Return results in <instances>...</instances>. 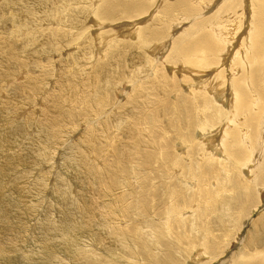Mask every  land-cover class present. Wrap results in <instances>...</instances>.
I'll use <instances>...</instances> for the list:
<instances>
[{
	"label": "rangeland",
	"instance_id": "1",
	"mask_svg": "<svg viewBox=\"0 0 264 264\" xmlns=\"http://www.w3.org/2000/svg\"><path fill=\"white\" fill-rule=\"evenodd\" d=\"M75 1L79 4L74 5L72 9H66L63 6L67 0H0V264H77L82 258L93 256L94 264H152L146 262L144 257L148 255V249L155 255L159 254L161 246L157 242L160 231L165 232L167 238H172V224L176 222L187 223L188 231L197 225L200 227L206 225L205 223L212 221L211 219L222 218V215L225 220L227 219L225 214H229L230 211L226 210L221 197L228 195L227 199H231L232 194L237 195V190H234L232 184L234 180L251 183L260 180L259 183L264 188V177L262 175L260 178L257 177L264 172L262 146L264 144L261 143L264 141V133L256 131L258 127H248L249 142L243 140V143L245 146L248 145L247 148L251 150L249 154L255 158L254 166L250 172L247 166L238 165L237 168L231 166L228 174L227 164L231 165L234 162L231 157L222 153L218 157L205 152L204 157L197 156L195 164L191 165L187 153L180 154L182 150H177L179 148L191 150L192 142L178 135L175 130L165 133L168 138L161 137L157 132L149 134L146 126L153 122L144 119L143 115L126 117V113L135 111L130 100H133L132 98L143 90L142 88H149L158 93V96L144 92L146 97L141 95L142 98L139 97L138 103L134 104H143L146 99L156 101L160 98L159 102L163 99L165 101L163 94L174 85L177 87L166 95L170 105L178 103L182 96L190 98L198 95L196 92H186L185 86L190 79L187 81L179 79L180 75L175 77L177 76L175 68L179 69L182 63H176L178 54L175 51V42L171 45V41L173 38H176L175 41L186 40L192 28L208 19L209 13L213 15L218 12L221 7L218 4L221 1L214 2L204 10L196 3L198 8L193 7L192 12L184 14L180 13L184 10L175 11L174 7L167 10L172 5H177V0H130L133 2H130L131 5L141 7L137 14L128 15L125 13L127 9H118L113 17L105 19L101 17L99 19L97 16L98 9L105 0ZM71 10L75 13L82 12L78 21L71 18ZM242 12L230 15L240 18V15L245 14L244 10ZM246 12L250 17V10ZM181 17L187 20L181 21ZM226 18H221L219 23L228 21ZM161 20L164 22L159 26L164 32L160 36L150 34L151 36L146 37L145 45L137 46L138 36L131 33L138 25L140 24V27L137 31H141L142 38H145L144 33L148 31V26L153 25L155 21V24H159ZM249 21L248 19L247 22ZM230 23H234V19H231ZM172 24L178 26L171 28ZM186 31L187 34L184 33ZM107 36L113 37L106 39ZM102 50L104 58L101 57ZM119 50L125 52L124 59L123 56L115 59ZM182 59L183 63H186L185 58ZM122 65L126 66L125 73L128 71L126 74H131L127 77L129 81H122L124 79ZM223 66L221 64V67ZM101 68L104 70L103 75L108 72L114 73L112 79L117 83L106 88L102 82L96 81L99 77H105L98 75L100 71L102 72ZM157 70L161 76L162 72L168 76L170 74L168 84L171 87L160 83L161 76L156 75ZM204 73L196 72L190 76L193 79L200 78ZM262 80L264 82V77ZM151 82L155 84L152 85ZM116 88L122 90L118 95L117 91L114 92ZM260 91L258 84L256 93ZM83 92L88 94L86 99L89 107L77 99L83 96ZM97 95L100 97L97 98ZM75 99L78 100L77 103ZM98 99H105L103 102L107 101V106L99 109V104L96 106L91 102ZM56 100L60 102V111L69 110L64 120L58 119L59 106L56 105ZM94 105L95 110L92 111ZM164 106L163 102V106L158 109L159 121L161 119L164 124L167 122L171 125V116L165 115ZM263 115L259 117L262 120L259 127L261 130L264 126ZM138 120L141 123V126H138L144 131L138 130L141 132V138L134 144L128 137L127 129ZM64 121H73L76 125L73 127L66 125V128L61 124L65 123ZM199 121L201 120H195L194 123L198 124ZM220 126L221 123L216 125V128ZM136 131L137 129L130 128V133ZM231 131L228 130L227 136H231L229 135ZM53 133L58 139L50 136ZM179 137L182 138L184 146L181 144L176 146ZM96 138L100 142L98 145ZM116 138L118 144L113 143ZM231 138L229 137L227 144L231 142ZM110 140L112 142H109ZM140 141L147 144L143 145ZM167 141L170 142V146H166ZM236 143L234 142V146H228L234 147V150L242 149V142ZM76 145L79 147L78 152L74 149ZM109 145L113 147L110 149ZM122 148L133 155L130 160L143 166L144 170L139 179L135 176L127 178L119 168V173L113 172L116 170L115 166L120 168L123 166L122 160L121 164L119 163L120 158H123ZM203 149L205 150L204 147ZM225 149L227 150V147ZM225 149L223 148V151ZM115 151L119 153L118 158ZM175 152H179L183 157L181 163L186 164L187 170H195L198 162L200 165L219 166L223 173L214 166L209 174L208 172L205 174L206 179L196 178L189 173L184 174L185 168H183L185 171L177 168V171L170 173L163 153L174 155ZM149 153L150 160H145ZM108 167L112 170L110 174L107 172ZM199 171L200 169L198 176L201 174ZM156 174L164 176L163 182L166 184H173L171 194L181 193L183 203L174 211L166 209V205L171 206L175 203L173 199L166 201L165 205L162 204L169 194V188L156 179ZM228 177L232 182L227 183L226 191L222 193L219 189V179L226 180ZM201 179L204 181L201 182ZM95 181L98 182V187L92 184ZM261 187L255 188V202L248 205L245 214L242 213L243 217L241 215L239 222L235 224L237 227H233L231 219H228L230 221L225 225V228L230 229L232 238L238 231V240L231 239L232 244L227 250L229 254L242 252L240 250L244 247L251 249L255 245L264 244V195L259 196ZM207 190H211V193L206 192ZM91 196L102 212L99 219L95 218V214L91 220L87 218L88 214L80 212L81 204L88 205ZM143 196H146V199L141 202ZM213 200L221 203L220 211L215 209L214 213L207 215L209 211L205 214L204 210L209 208ZM230 210L239 212V207L232 206ZM107 222L109 225L104 226ZM218 231L220 232L216 230L215 234L218 235ZM256 231L257 235L252 238ZM127 233L136 237L145 233L148 234V240L137 243L131 238L126 242L120 240L126 237ZM201 234H196L198 235L196 239H199ZM119 241L124 246L123 249L118 244ZM145 245L149 247L144 250V254H140ZM186 247H190L189 243ZM261 247L263 246L261 245L259 249ZM194 251L197 254L196 250ZM129 252L136 256L133 261L129 257ZM195 253L187 259L188 262L194 260ZM217 257L211 256L212 259L208 258L209 261L204 263L216 264L215 262L220 260V257Z\"/></svg>",
	"mask_w": 264,
	"mask_h": 264
},
{
	"label": "bare ground",
	"instance_id": "2",
	"mask_svg": "<svg viewBox=\"0 0 264 264\" xmlns=\"http://www.w3.org/2000/svg\"><path fill=\"white\" fill-rule=\"evenodd\" d=\"M98 1H100V0H98ZM102 1H104V0H101V2ZM177 1H178L177 5H175V6L172 5V7L171 8L169 7L167 10L173 9V7H174L175 11H179L182 9L184 11H182L180 13L188 14V13L193 11V7H197V8L199 7L196 5V3L198 5H200L202 7V9L204 10V9L209 8L214 2L218 3L219 1H221L218 4V6H221V7L219 8V10L216 14H213V15H210L211 13H209L208 15L206 14L208 19L205 17L206 19L202 24H199L197 27L192 28L191 31H194V30L195 31L192 32L191 34H190L191 31L189 33L187 31L184 32L185 34L188 33V35L186 36V40L184 39V41H182V40L175 41L176 38H173L171 41V45L173 42H175V51H177L176 53L178 54V59H177L176 63H182L179 66V69L175 68V74L177 75L175 77H178V75H180L181 77L179 76L180 77L179 79H184L186 81L190 79L188 85L185 86V90L187 93L196 92L198 95L195 97H190V98L182 96V97H180V100L178 103H173V105H170V102L166 98V95L168 93H170V91H172L173 88L177 87L174 85L171 89L166 90L165 93L163 94L164 98L166 99L165 101L163 99V101L159 102L158 101L160 99L159 98L158 100L156 99V101L154 100L155 101L154 102L151 100L149 101L148 99L145 98L147 101L145 100V102L143 104H134V103H138L137 100L139 99V97L142 98L141 95L146 97V94L144 92H148L149 94H152V95L158 94L149 88H142L143 90H141L133 98L130 97V99L131 98L133 99L130 101L133 102V103L131 102L132 103L131 105L133 106L135 111H132V113H131V111H129L128 113H126V117L129 118L131 115H135V114L143 115L144 119L151 120L153 122L152 124H149L146 126V128H148L149 134H153L154 132H157V134H159L161 137L168 138L169 136H167V134H165V133H168V132L175 130V132L178 135H181L184 139H187L188 141L192 142L193 148L191 150H189L187 148H179V147H178L179 149L177 148L178 149L177 151L182 150V152L180 154L187 153V156H189V160H190L191 165L195 164L194 160L197 156L201 155L202 157H204L206 155L205 152H207V154L212 153V154L217 155V156L218 155L220 156V154L222 153L223 155H225L227 157H231L234 161L231 165L227 164V167L229 169L228 174H230V169H232V167L237 168L238 165L240 167L247 166V168L250 172V170L254 166L253 162L255 161V158L251 157V155L249 154V153H251L250 152L251 150L247 148L248 145H246V146L244 145L243 140L246 142H249L248 137L250 135L248 133V127H250V126L258 127L256 129V131H258V132L261 131L264 133V126H262L263 127L262 130L259 128L261 126L260 121H262L261 119H259V117L264 114V82L262 80L264 77V0H251V1L250 0H195V2H194V0H177ZM130 2H132V1L129 0V2H128L126 0L124 2H121L120 0H112V1L111 0H105L103 2V5L101 4L102 6L99 4L100 9H98L97 16L99 19H100V17L102 19H105L107 17H113V15H115V12H117L118 9L119 10L120 9H127V11L125 13L128 15H132L133 13L137 14V12L141 10V7L133 6V5H131ZM77 4H79V3L76 2L75 0H67L66 5H64L63 7H65L66 9H70V8L72 9L73 6L77 5ZM221 4H223L224 6H222ZM242 8L245 11V14L240 15V18H235L234 16L230 15V14H235V13H236V15H238L239 12L243 13L242 12L243 10H241ZM81 9H83V8H81ZM248 10H250V12H251V15L249 14L250 17L247 15L248 13L246 12ZM81 13L82 12L75 13L73 10H71L70 16L75 21H78L81 18L80 17ZM221 18H224V19L226 18V19H228V21L227 20L221 21L222 23L220 24L219 21L221 20ZM181 19H182L181 21L187 20V19H185V17H181ZM231 19H234V23H232V24L230 23ZM248 19L250 20L249 22H247ZM135 21H137V20H135ZM155 22L153 23V25L148 26V31H146L144 33L145 38L144 37L142 38L141 31H137L138 27H140V24L139 25L137 24L138 27L135 29V31L133 33H131L132 35L138 36L137 46L140 47L141 45H145L146 37L151 36L150 34H152L154 36H160V34L162 32H164V29H162V27L159 26L164 21L161 20V22L159 24H155ZM247 23H248V25H247ZM177 24H180V23H177ZM176 26H178V25L174 26L172 24L171 28H174ZM242 28H245L244 29V30H246L245 33H244V30H242ZM132 29H134V28H132ZM183 30L185 31V28ZM129 31H131V30H129ZM146 33H149V34H146ZM165 34H166V32H165ZM99 37H101V36L99 35ZM109 37H111V36H109ZM109 37L107 36L106 39ZM99 42H101V41H99ZM171 47H173V46H171ZM100 50L101 49H99V51ZM102 52H103V50L101 51V57L104 58L105 55ZM124 53H125L124 51L119 50L117 52V54L115 55V59L118 60L122 56H123L122 59H124V55H125ZM182 58H185L186 63H183L184 60ZM224 60H225V62H224ZM176 63H175V65H176V67H178V64H176ZM221 64H223L224 66L221 67ZM118 66H120V65H118ZM102 68L104 69V67H102ZM103 69H102V72L100 71V74L98 73V75H100V76L103 75V71L105 70V69L104 70ZM121 69H123V75H124V77H123L124 79H122V81L123 80L129 81L127 79V77L131 74L128 73V75H127L126 73L128 71L125 73L126 66L122 65ZM158 70L156 72V75L161 74V73L160 74L158 73ZM132 72H135V71H132ZM196 72L197 73H202V72L204 73L205 72V73L203 75H201L200 78L194 77V79H193L192 78L193 73H196ZM135 73H134V75H135ZM182 73H183V75H182ZM190 75H192V76H190ZM169 76H170V74H169ZM169 76L166 73L162 72V76L159 79L160 83H164L168 87H171V85L168 84L169 83V80H168ZM92 77H94V76H92ZM102 77H104V78H101V77H99L98 79H96V77H94V78L96 79V81L98 80V82H102L104 87L108 86V88H109V87H111L110 85H112L113 83H117V82H113V79H112V78H114V73L111 74L108 72L105 75H103ZM133 77H132V79H133ZM156 77H157L156 81H158V76H156ZM140 80H142V78ZM191 80H193V81H191ZM122 81H120V82H122ZM151 83H153L152 85L155 84V82H151ZM258 84L260 85V90H261L260 93L259 92L256 93V89H257ZM132 85H134V84H132ZM141 86L143 87V85H141ZM84 87L85 86H83V88ZM151 87H153V86H151ZM124 89L125 88H123V90ZM115 91H117L116 92L117 95L122 92V90L119 88H116L114 90V92ZM62 93H64V92H62ZM84 93L85 92L82 93L83 96L81 98H77V99L80 100L82 104L85 103L86 106L89 107V104H87L88 100L86 99V96H88V94H84ZM192 95H194V94L192 93ZM249 96L251 98H249ZM99 97L100 96L97 95V98H99ZM77 99H75L76 103L78 102ZM57 100H59V99H57ZM57 100H56V105L59 106L58 107L59 110L57 111L58 119H61V120L63 118L66 119L65 114L68 113L69 110H66V111L61 110L62 111L61 112L60 111L61 105H60V102ZM104 100L105 99H103V100L98 99L96 101L93 100L91 102L96 104V106H97V104H99L98 107H99V109H101L103 106H107V101L103 102ZM163 102L165 103V106H164L165 115L171 116L170 117L171 118V120H170L171 125L168 124L167 122L164 124L161 119L159 121L158 109L161 105L163 106ZM53 107H55V105H53ZM224 108H226L225 109L226 111L224 110ZM93 110H95V105L92 108V111ZM53 118H54V116H53ZM121 118L123 119L124 117H121ZM48 119H49V117H48ZM69 119H70V117H69ZM263 119H264V117H263ZM195 120H201V121H199V123L196 124V123H194ZM73 121H74V119H73ZM73 121L72 122L64 121L65 123H61V124H63V126L67 125L69 127H73V125H76V123L74 124ZM131 122H132V120H131ZM56 123L54 122V124H56ZM220 123H221V126H220L221 129H220V127L216 128V125H219ZM263 123L264 122H262V125H263ZM247 124H248V126H247ZM258 124H260V125L257 126ZM138 125L141 126L140 120H138L137 123L135 122L134 125L130 126L127 129L128 130L127 132H129L128 137L131 139V143H134V144L141 138V132H139V131H144V129H142ZM67 126H66V128H67ZM234 126H236V127H234ZM75 127H77V126H75ZM130 128L131 129H137V131L135 133H130ZM195 128H197V129L194 130ZM114 129L118 130V128H116V127H114ZM218 129H219V131H217ZM230 129L232 130L229 133V135H231V136H227L228 135L227 132ZM109 132H111V129ZM214 132H218L219 134L214 133ZM113 133H115V132H113ZM212 133H214L215 135ZM50 136H52L53 138H55V137L57 138L55 133H53V135H50ZM58 136H60V135H58ZM229 137H232L231 142L227 144V140H229ZM117 139L118 138H116L114 140V142H113L114 144H118V143H116ZM95 140H96L97 145L100 144V142L98 141L97 138ZM109 142H112V140H110ZM234 142H237L236 144H240L242 142V149L240 148L238 150H234L233 149L234 147L230 148L229 146H234ZM140 143H142L143 145L147 144L143 141H140ZM261 143L264 144V141ZM180 144L184 146V142L182 141L181 137H179V143L177 145L176 144L175 145L178 146ZM261 145H258V146L261 147ZM158 146H161V145H158ZM166 146H170V142L167 141ZM210 146L212 148H210ZM262 146L264 147V145H262ZM112 147L113 146L109 145L110 149ZM203 147L205 148V150L203 149ZM225 147H227V150L225 149ZM223 148L225 149L224 151H223ZM261 148H260V150H261ZM74 149H76L77 152L79 151V147H77V145H76V147H74ZM74 149H72V150H74ZM70 150H71V148H70ZM257 150H259V149H257ZM92 153H93V151H92ZM94 153H95V148H94ZM114 153L116 154V158H118L117 156L119 155V153H117V151H115ZM122 153H123L122 154L123 158H120L119 163L121 164V160H122L123 166H122V168L115 166L114 169H116V170H113V172L119 173V170H118V168H119L123 171L124 175L127 178H129L130 176H135L139 179L142 176V173L144 170L143 166H139L138 164H135L132 160H130L133 157V155L131 153H128L125 150V148H122ZM260 153L262 154V151ZM180 154H179V152H177V153L175 152L174 155L163 153L166 166L170 167V173L172 171H174V172L177 171L178 170L177 168H179V169L185 168L186 164L181 163V160L183 159V157ZM248 155H250V156L247 157ZM145 160H150V153L145 158ZM235 163H237L236 166H235ZM212 166L220 169V171H222V173H223L222 168L219 166H215L213 164L200 165L197 162V164L195 165V170L194 169L187 170V168H185L186 173H184V174L189 173V175L194 176L196 178H204L205 174L207 172L209 174L210 171L213 169ZM104 169H106V168H104ZM198 169H200L199 172H201L200 176H198L199 175ZM110 171L112 172L111 168L108 167L107 172H109V174H110ZM112 174L110 176H112ZM228 174H226V175H228ZM234 174H235V172H234ZM238 174H236V175H238ZM236 175L234 177H236ZM261 175L264 177V172H261V174H259L257 177L260 178ZM155 176H156V179L160 180L161 184L164 183L163 185L166 188L167 187L169 188V191H168L169 194L165 197L162 204L165 205L167 203L166 201L173 199L175 203L171 206L166 205V209L169 208L170 210L174 211L178 205L183 203L181 193L171 194L173 192V187H174L171 185H173V184L169 185V184H166V182H163L164 176H161L160 174H156ZM206 177L204 179H206ZM86 178H87V176H86ZM234 179H236V178H234ZM194 181H192V182H194ZM203 181L204 180L201 179V182H203ZM219 181H220V182H218V183H220L219 189H221L222 193H224L223 191H226V187L228 186L227 183L232 182V180H230L229 177L226 178V180L219 179ZM259 182H260V180H257V182H253V183L248 182V181L238 182V180H234L232 182V184H233L234 190H237V195L233 196V194H232L231 199H229V198L227 199L228 195H226L225 197H221V201H222L223 205H225L226 210L230 211L229 214H225V216L227 218L226 220L224 218V215H222L223 219L221 217H218L217 220L211 219L212 221L206 222L205 223L206 225H203L201 227H200V225H197L194 228L192 227L193 229L192 230L189 229L188 230L189 232L186 229L187 223L176 222L175 224H172V226H173L172 231H171L172 238H167L166 233L163 231H160V233L158 235L159 241L157 242L158 245L161 246L159 254L155 255L154 253H152V251L150 249H148V255H146L144 257V260L146 262H150L152 264H194V263L195 264H209V263H204V261H209L210 259L213 258V256H214V258L216 256H218V257H220V260L215 262L216 264H236V263L237 264H264V257H262V256H264V244H261L263 246V247H261V249H259L261 245H255L254 248L250 249L249 247L248 248L244 247L242 250H240L242 252H238V253L231 252L229 254V252L227 250L232 244L233 240L231 241V239H233V238H234V240L237 239L238 231L236 232V236L232 238V236L230 234V229L225 228L227 221H230L228 219H231V221L233 222L232 223L233 227H235L236 226L235 224L238 223L239 219L241 218L240 216L242 215V217H243V215L246 213L244 211L247 210L248 205L255 202V196H256L255 195V188L261 187V184H260L261 182L260 183ZM262 182H263V180H262ZM92 184H94V185L96 184L97 187L99 185L98 182H96V181L93 182ZM193 185H194V183H193ZM183 186H185V184ZM186 186H188L187 183H186ZM263 187H264V185H263ZM91 188L95 189L96 187L91 186ZM263 189L264 188H262L261 189L262 191L259 192V196L264 195ZM189 191H191V190H189ZM210 191L211 190H209V191L207 190L206 192L211 193ZM180 192H181V190H180ZM210 196H212V195H210ZM185 197L187 198V196H185ZM145 199H146V196H143L141 202L144 201ZM89 201H90V203L88 202L87 203L88 205L81 204V206L79 208L80 212L84 213L85 215L88 214L89 216L87 218H89L91 220H92V216H94L95 214H96L95 218L99 219L100 217H102V212L100 210V207L97 204L96 200L93 198V196H91ZM220 204L221 203L217 202L216 200L215 201L213 200V202L210 203V205L208 206L209 208H207L205 210L203 209L204 213L206 214L209 211V213L207 215H210V213L215 211V209L220 211ZM232 206L239 207V212H232L230 210L232 208ZM233 208H236V207H233ZM236 211H237V209H236ZM243 212H244V214H242ZM225 213H227V212H225ZM109 222L105 223L104 226L105 225L108 226ZM96 223L97 222H95V225H96ZM99 223H98V225L101 224V223L100 224ZM86 228H88V227H86ZM189 228H190V226H189ZM78 230H80V229H78ZM216 230H220V232L218 231V235L215 234ZM73 233H74V231H73ZM79 233H80V231H79ZM198 233L199 234L202 233L201 234L202 236L199 239H196V237L198 236L196 234H198ZM78 235H80V234H78ZM256 235H257V231L254 233L252 238H254ZM147 237H148V234H145V233H143V235H140L139 237H136V236H133V235L127 233L126 237H122V238H120V240L126 242V241H130V238H131L135 243H137V242H142L144 240H148ZM173 237H175V239ZM238 242L241 243L240 241H238ZM187 243H189V245H190L189 248L186 247ZM118 244L121 245L122 249L124 248V246L120 243V241ZM151 245H152V243L150 242L149 246H151ZM149 246L145 245V248H143V250L140 252V254H144V250H146L147 247H149ZM232 247H234V246H232ZM194 250H196L197 254L195 253ZM194 253L196 254L194 260H192V262H188L187 259L190 258ZM129 254H130V256H129L130 259L133 261L134 258L136 257L135 254H132L130 252H129ZM211 256H212V258H211ZM208 258H209V260H208ZM214 260L212 261L213 263H214ZM100 261L103 262L102 260H100ZM127 261H128V259H127ZM94 263L95 262H94V256H93V257H84L77 264H94ZM131 263H133V262H131Z\"/></svg>",
	"mask_w": 264,
	"mask_h": 264
}]
</instances>
